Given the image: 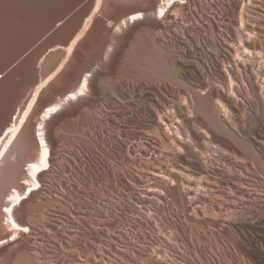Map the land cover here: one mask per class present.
<instances>
[{"label": "bare ground", "instance_id": "bare-ground-1", "mask_svg": "<svg viewBox=\"0 0 264 264\" xmlns=\"http://www.w3.org/2000/svg\"><path fill=\"white\" fill-rule=\"evenodd\" d=\"M263 3L0 0V66L15 58L0 73V264H40L42 213L66 198L51 184L63 167L61 143L72 145L59 132L89 124L86 112L97 111L106 92L114 104L136 103L133 136L141 148L153 150L159 140L176 151L170 167L138 164L148 183L144 193L171 197L195 226L228 238L239 257L264 264V24L257 11ZM9 93L17 100L13 112ZM197 115L205 126L194 121ZM246 117L243 131L239 120ZM169 237L159 230L153 241L167 251L154 246L142 255L157 264L183 261ZM127 244L126 252L135 249ZM96 245L79 248L85 255L71 254L73 262L125 263L115 244Z\"/></svg>", "mask_w": 264, "mask_h": 264}, {"label": "rangeland", "instance_id": "rangeland-1", "mask_svg": "<svg viewBox=\"0 0 264 264\" xmlns=\"http://www.w3.org/2000/svg\"><path fill=\"white\" fill-rule=\"evenodd\" d=\"M257 11L263 15L261 21L264 24V3L262 7L257 8ZM7 59H9L7 64L3 67L0 66V73L6 67L9 68L15 58L11 56ZM15 82L19 83V78H16ZM48 94L46 93V95ZM108 95L106 92L103 99H100L97 111L92 109L86 112L87 117L91 120L89 124L86 123L76 132H59L62 137L71 139L72 145L70 147L68 144L61 143L63 167L57 170L56 177L51 184L52 188H55L54 190L64 194L66 198L64 205L49 204L46 206L45 212L42 213L44 221L37 226V228L39 227L38 232L41 234L37 241V246L41 248L38 257L39 263L75 264L71 254L76 253L82 259L85 255L82 254V251L92 247L96 248V244L105 249L115 244L120 253L125 252L126 260L124 263L122 260L119 262L115 258L109 257L112 262L157 264L142 254L144 250L150 253L156 247H161L156 250L161 254L164 253L163 251L166 249L164 244L157 246L155 238L157 232L161 230L171 237V243L174 246L176 244L183 258V261L179 259L174 264H256L255 260L239 257L234 245H231L230 240H227L228 238L216 233L213 235L207 233L208 230L204 228L202 231V228L195 226L192 220H187V216L181 212L180 207L171 197L163 195V193L159 196H147L144 193L148 183L139 174L138 164L157 168L170 167L168 159L175 157L176 151L172 145L164 150L160 141L155 140V143H152L155 154L157 153L158 156L162 151L165 156V158L158 156L155 160L154 158L157 156L153 157L151 146L146 145L148 150L145 148L144 150L141 148L140 138L135 139V135L133 136L137 133L136 126L140 122L135 117L138 116L136 103L114 104L109 100ZM6 105L11 108V112L16 109L17 100L12 93L7 95ZM247 111L250 113V110ZM194 121L205 126L204 120L199 115L195 116ZM240 121L241 129L246 131L249 128V120L246 117L244 121ZM80 122L83 123V119H80ZM130 158L137 159V164L131 162ZM177 159L179 162H184L182 159L185 160L182 155ZM179 162L178 164L182 165ZM126 174H132L136 180H139L138 183L128 182V178H125ZM51 195L56 198L58 194L53 191ZM140 196L149 199H145L148 203L136 205V199ZM262 197L264 199V194ZM199 205L200 203L197 201L194 206ZM190 214L195 221L200 213L196 209ZM99 221L101 234L98 233L100 236L96 237L98 235L95 234V228ZM71 240L76 243L73 244ZM127 242L135 244H133L135 249L129 253L126 252ZM153 243L155 245H152ZM16 245H12L9 249L15 250ZM154 246L156 247L154 248ZM82 247L81 251L79 248ZM225 249L229 251L227 256L221 255V251ZM8 250L6 249L5 253ZM198 251L199 254H202V259L197 254ZM105 258L107 257L105 256ZM99 259H97L98 262L101 260Z\"/></svg>", "mask_w": 264, "mask_h": 264}, {"label": "snow or ice", "instance_id": "snow-or-ice-1", "mask_svg": "<svg viewBox=\"0 0 264 264\" xmlns=\"http://www.w3.org/2000/svg\"><path fill=\"white\" fill-rule=\"evenodd\" d=\"M6 211H9V212H10V211H11V209H6ZM24 231H27V229H24Z\"/></svg>", "mask_w": 264, "mask_h": 264}]
</instances>
